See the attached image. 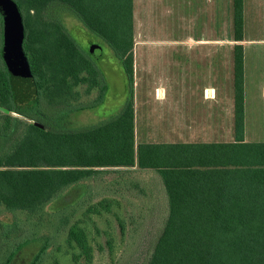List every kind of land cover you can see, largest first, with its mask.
Returning <instances> with one entry per match:
<instances>
[{"label":"trees","instance_id":"obj_1","mask_svg":"<svg viewBox=\"0 0 264 264\" xmlns=\"http://www.w3.org/2000/svg\"><path fill=\"white\" fill-rule=\"evenodd\" d=\"M12 1L23 15L24 50L38 90L25 104L16 100L1 49L0 106L10 112L0 110V205L35 219L20 238L0 230V264H14L26 252H36L30 264H42L54 236L39 234L46 206L53 204L52 223L59 232L69 223L72 206L102 195L97 189L103 181L113 192H129L141 210L164 212L145 264H264V141L244 140V0H233L235 141L137 147L133 0ZM68 16L112 48L131 92L119 114L81 128L70 127L69 118L101 102L108 86L91 54L69 32ZM94 88L98 97L82 100ZM135 165L153 170L157 180L151 188L131 176ZM110 173L126 175L109 181ZM115 202L103 195L87 209L111 212ZM67 240L89 247L75 223Z\"/></svg>","mask_w":264,"mask_h":264},{"label":"rangeland","instance_id":"obj_2","mask_svg":"<svg viewBox=\"0 0 264 264\" xmlns=\"http://www.w3.org/2000/svg\"><path fill=\"white\" fill-rule=\"evenodd\" d=\"M157 3V10L153 7L150 19H146L150 22L151 27L140 30L138 23L134 27L133 52L134 48H138L142 44L151 43L159 46L155 47L152 52L153 73L151 75L143 74L136 86L133 83V96L134 90L136 94L143 97L154 92L156 87H164L169 91H174L182 89L183 84L192 90H202L208 85L217 86V79L213 78L211 66V74H204L203 77L193 76L189 73L188 76L184 75L182 80L179 74L174 75L175 71H180V64L169 61L166 56L170 53V48L165 45L175 41L174 39H180L181 35L173 33L175 30L171 29L172 26H170L173 22L174 13L169 15L166 13L164 0L157 1ZM258 5L261 6L260 18L248 19L247 22L245 20L244 26L243 46L250 45L254 49L253 52L251 51L254 58L249 64L247 79L245 78L244 99L248 113L252 112L254 115H260L263 118L262 123L254 125L255 129L249 131L248 139L264 141V0ZM227 13L226 5L222 4L220 34L223 56L222 76L219 87L215 88L221 94L222 104L226 106L234 104V61L231 62L230 60L233 44L236 43L232 37L233 18L227 16ZM65 24L80 47L91 54L96 65L102 71L108 86L103 100L93 105L92 108L73 114L72 118H69V125L73 128H81L98 124L119 114L124 109L131 96L129 80L121 61L107 43L73 16L66 17ZM214 37L216 41L218 36L214 35ZM2 46L3 24L0 22V52ZM98 47H102L101 51H98ZM0 65H3L1 58ZM192 68L200 70L195 64ZM231 71H233V76H230ZM76 88L83 92L85 85ZM98 94L99 89L94 88L90 94L83 95L82 100L92 101L98 97ZM141 101L145 102L146 100ZM150 102L154 103L153 107L159 108L155 100H150ZM141 106L143 107L142 104ZM150 107L151 105L146 104L145 108ZM12 114L18 115L17 113ZM108 176L113 178L114 174L110 173ZM107 179L109 180L108 177ZM102 183L97 189L102 194L101 196L108 195L117 200L112 204L111 212L88 210L89 205L97 203L101 196L92 197L85 204L72 206L68 225L58 232L55 223H52L56 220L53 216L55 208L53 204L46 206L45 212L41 216L42 224L38 228L39 234L45 237L46 234L54 233V236L42 264H145L160 230L165 216L164 212L141 210L140 207L143 205L134 200L129 192L119 190V194L113 192L115 187L107 186L104 181ZM71 196L69 195L66 200H70ZM33 219L35 218L29 217L26 211L8 212L4 206L0 205V230L9 232L13 238L17 236L20 238L29 233L28 230L30 227L32 228V222H34ZM121 222L124 225V230H122ZM74 223L86 233L89 246L87 250H84L76 242H68L67 240L68 230ZM1 237L0 234V242L4 243V240L1 241ZM38 243L41 245L43 239ZM35 253L21 254L19 258L14 260V264H30L29 259L32 260Z\"/></svg>","mask_w":264,"mask_h":264},{"label":"crops","instance_id":"obj_3","mask_svg":"<svg viewBox=\"0 0 264 264\" xmlns=\"http://www.w3.org/2000/svg\"><path fill=\"white\" fill-rule=\"evenodd\" d=\"M160 0H133L134 27L139 29L150 28V19L153 7H158ZM262 0H244V17L248 19L260 18ZM165 11L169 15L174 13L170 26L180 34V39L166 43L170 53L166 56L170 62L179 63L181 79L188 76L210 75L212 67L213 78L217 79V86H205L202 90H192L184 84L182 89L169 91L164 87H156L154 92L143 97L134 90V133L136 147L140 143H169V144H214L235 141V113L234 104H222L221 94L215 90L219 87L222 76V44L220 42L222 4L226 5V15L233 17V0H164ZM258 8H257V6ZM247 24V23H246ZM169 26V27H170ZM172 33V34H173ZM214 35L218 36L215 41ZM212 36V38H211ZM151 43L142 44L134 48V86L141 80L143 74L153 73V54L155 47ZM233 44L231 62L234 58ZM253 46H244L245 78L247 79L249 64L254 58ZM252 51V52H251ZM226 58L228 56H225ZM198 69H193V65ZM191 65V67H190ZM211 66V67H210ZM203 67H205L203 69ZM231 68V65H230ZM172 74V73H171ZM230 76H233L231 71ZM175 78V77H174ZM146 100L145 102L141 100ZM155 100L159 108L153 107ZM143 105V107L141 106ZM145 104V105H144ZM146 104L151 105L145 108ZM145 106V107H144ZM163 110V111H162ZM156 111V112H155ZM260 115L248 113L245 106L244 140L248 139L254 125L262 123ZM132 168V175L141 181L147 188H151V180L157 177L151 169H141L137 165ZM118 171L125 167H110ZM126 174H116L109 181L121 180ZM107 178V177H106ZM108 180V179H107ZM120 188L121 186L118 185Z\"/></svg>","mask_w":264,"mask_h":264},{"label":"water","instance_id":"obj_4","mask_svg":"<svg viewBox=\"0 0 264 264\" xmlns=\"http://www.w3.org/2000/svg\"><path fill=\"white\" fill-rule=\"evenodd\" d=\"M0 13L3 18L2 57L10 76L16 100L25 104L33 99L38 90L36 77L24 50L25 24L18 5L12 0L0 1ZM102 47H98L101 51ZM1 110H10L0 106Z\"/></svg>","mask_w":264,"mask_h":264}]
</instances>
